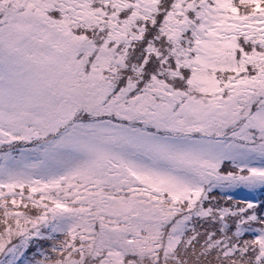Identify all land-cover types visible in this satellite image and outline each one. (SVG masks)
<instances>
[{
  "label": "snow or ice",
  "instance_id": "snow-or-ice-1",
  "mask_svg": "<svg viewBox=\"0 0 264 264\" xmlns=\"http://www.w3.org/2000/svg\"><path fill=\"white\" fill-rule=\"evenodd\" d=\"M0 264H264V0H0Z\"/></svg>",
  "mask_w": 264,
  "mask_h": 264
}]
</instances>
